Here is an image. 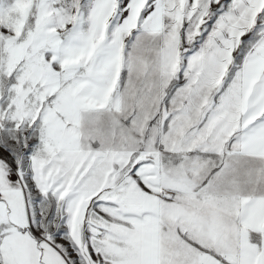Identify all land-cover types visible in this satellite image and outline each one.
Returning <instances> with one entry per match:
<instances>
[{"label": "snow or ice", "instance_id": "snow-or-ice-1", "mask_svg": "<svg viewBox=\"0 0 264 264\" xmlns=\"http://www.w3.org/2000/svg\"><path fill=\"white\" fill-rule=\"evenodd\" d=\"M0 264H264V0H0Z\"/></svg>", "mask_w": 264, "mask_h": 264}]
</instances>
